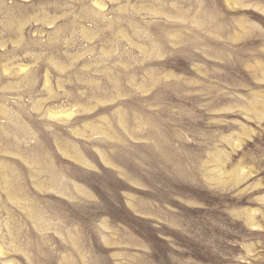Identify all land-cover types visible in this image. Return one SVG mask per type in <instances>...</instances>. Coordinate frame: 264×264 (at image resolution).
I'll use <instances>...</instances> for the list:
<instances>
[{
    "label": "rangeland",
    "instance_id": "374dc122",
    "mask_svg": "<svg viewBox=\"0 0 264 264\" xmlns=\"http://www.w3.org/2000/svg\"><path fill=\"white\" fill-rule=\"evenodd\" d=\"M0 243L264 264V0H0Z\"/></svg>",
    "mask_w": 264,
    "mask_h": 264
},
{
    "label": "bare ground",
    "instance_id": "6f19581e",
    "mask_svg": "<svg viewBox=\"0 0 264 264\" xmlns=\"http://www.w3.org/2000/svg\"><path fill=\"white\" fill-rule=\"evenodd\" d=\"M59 114H55V113H52V116H58ZM67 116H71L72 113L68 112L66 114ZM60 117V116H59ZM11 233V232H10ZM7 254V252L4 251V248L2 247L1 243H0V256H5ZM11 264V263H10Z\"/></svg>",
    "mask_w": 264,
    "mask_h": 264
}]
</instances>
